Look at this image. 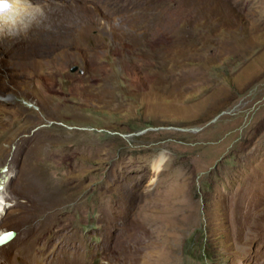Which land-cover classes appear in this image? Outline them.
I'll list each match as a JSON object with an SVG mask.
<instances>
[{"label":"rangeland","instance_id":"374dc122","mask_svg":"<svg viewBox=\"0 0 264 264\" xmlns=\"http://www.w3.org/2000/svg\"><path fill=\"white\" fill-rule=\"evenodd\" d=\"M17 1L0 264H264V0Z\"/></svg>","mask_w":264,"mask_h":264},{"label":"bare ground","instance_id":"6f19581e","mask_svg":"<svg viewBox=\"0 0 264 264\" xmlns=\"http://www.w3.org/2000/svg\"><path fill=\"white\" fill-rule=\"evenodd\" d=\"M14 1V5H13V7H12V9L10 10V11H7L6 13H2L1 15H0V24L2 23H9V22H11L13 19H11V17L14 15L15 16V14H16V12H17V6L20 4H18L17 5V2H19V1H17V0H13ZM21 2V1H20ZM21 4H23V3H21ZM20 6V5H19ZM18 6V8H21V7H19ZM19 12V11H18ZM22 13V12H21ZM18 14V13H17ZM27 14V13H26ZM21 15V14H20ZM23 15H25V14H22V16ZM16 17H18V19L20 18L19 16H16ZM13 18V17H12ZM29 18V17H28ZM18 19H16V20H18ZM21 19V18H20ZM19 19V20H20ZM22 22V21H21ZM12 23H10V24H8V25H10V27L12 26L11 25ZM16 24H19V21H17V23ZM8 25H7V27H8ZM15 26V25H14ZM56 26V25H55ZM20 27V26H19ZM51 29V28H50ZM54 30H55V28H54ZM52 33V32H51ZM49 34V33H48ZM36 49V48H35ZM41 51L44 53L45 52V49H42L41 48ZM4 194H2V193H0V218H1V215L4 213V211H5V209L7 208V205H8V203L6 202V200H5V198H4ZM4 215V214H3ZM1 221V220H0Z\"/></svg>","mask_w":264,"mask_h":264},{"label":"water","instance_id":"95a60500","mask_svg":"<svg viewBox=\"0 0 264 264\" xmlns=\"http://www.w3.org/2000/svg\"><path fill=\"white\" fill-rule=\"evenodd\" d=\"M77 66L73 67L72 70H76ZM6 179H8V177L6 176ZM2 182L5 181V179L1 180ZM3 188V183H0V189ZM18 232L15 229H8L5 231H2L0 233V245H4L8 242H10L11 240H13L16 236H17Z\"/></svg>","mask_w":264,"mask_h":264},{"label":"clouds","instance_id":"9594fccd","mask_svg":"<svg viewBox=\"0 0 264 264\" xmlns=\"http://www.w3.org/2000/svg\"><path fill=\"white\" fill-rule=\"evenodd\" d=\"M3 1H4V3H6L8 5V7L4 8V11L0 12V15L2 13H6L7 11H10L12 9L13 5H14V1L13 0H3Z\"/></svg>","mask_w":264,"mask_h":264},{"label":"snow or ice","instance_id":"6c2138e0","mask_svg":"<svg viewBox=\"0 0 264 264\" xmlns=\"http://www.w3.org/2000/svg\"><path fill=\"white\" fill-rule=\"evenodd\" d=\"M8 5L6 3H0V10L7 8Z\"/></svg>","mask_w":264,"mask_h":264}]
</instances>
